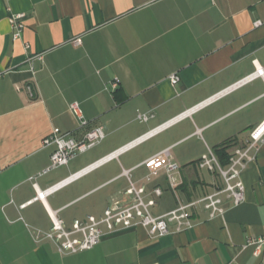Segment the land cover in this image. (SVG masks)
<instances>
[{
  "label": "crops",
  "instance_id": "crops-1",
  "mask_svg": "<svg viewBox=\"0 0 264 264\" xmlns=\"http://www.w3.org/2000/svg\"><path fill=\"white\" fill-rule=\"evenodd\" d=\"M12 13L26 14L19 40L12 38ZM36 55L43 59L34 63L33 76L26 59ZM256 65L264 67V0H0V264H264V247L255 253L247 243L264 236V144L241 175L244 202H225V213L213 219L197 214L190 230L154 237L134 227L73 254L36 238L51 229V213L67 227L102 216L129 179L145 185L149 196L163 190L155 216L221 186L197 165L210 150L227 148L229 155L245 145L264 120V76L251 78ZM174 74L180 77L175 86ZM74 103L89 122L85 128L70 110ZM139 112L154 117L142 123ZM99 126L105 127L102 142L42 175L55 150L43 141L53 129L81 139ZM165 150L180 166L175 192L164 170L168 158L159 156Z\"/></svg>",
  "mask_w": 264,
  "mask_h": 264
},
{
  "label": "built area",
  "instance_id": "built-area-1",
  "mask_svg": "<svg viewBox=\"0 0 264 264\" xmlns=\"http://www.w3.org/2000/svg\"><path fill=\"white\" fill-rule=\"evenodd\" d=\"M25 18L26 14L24 13L11 14L9 22L13 31V40L22 38L25 29ZM260 25H262V21H256L254 23L256 27ZM74 43L79 45L81 44V40L77 39ZM25 50H30L29 44H25ZM42 59V55L27 57L26 64H28L29 70L33 76L36 75L34 63L36 61H42ZM259 76H264V67L256 65V71L251 78ZM179 81L180 77L176 74L170 77V83L174 86L177 85ZM119 83L120 81L116 79L111 83V89L115 90L119 86ZM243 83L244 81L239 83V85ZM26 88L32 96V87L27 85ZM70 110L79 117L80 128L88 126L89 122L84 119L77 103L70 105ZM153 117L152 114L138 113V119L142 123L149 122ZM159 129L160 128L150 131L134 142L70 175L48 190L38 192L36 199H44L46 194L72 183L90 171L117 158L120 154L157 133ZM105 136V127L103 126L87 130L81 139L75 138L73 132L64 133L60 131V129H53L52 134L43 141V147L54 146L55 150L51 155L50 165L42 172V175L68 166L77 157L102 142ZM263 144L264 120L250 131L249 138L245 145L233 148L232 152L228 155L226 163H223L219 157L210 150L198 162V169L217 176L222 185H216L213 191L191 201L180 202L175 209L164 215L155 216L152 212V209L157 205V198L162 196L163 190L160 187H156L153 189L152 195L149 196L145 185L138 186L129 179L128 188L110 198L109 204L102 216L96 217L90 215L86 220H75L71 227H67L64 220L59 218L55 213H51V229L45 233L37 232L36 238L38 240L54 242L60 253L73 254L93 249L100 244L107 234L132 229L134 227H143L154 237H163L172 232L190 230L194 227L195 216L197 214L203 213L207 215L209 219H213L225 213V202H229L233 206H238L244 202L245 186L241 175L247 169L248 165L255 160L256 151L259 146ZM159 156L168 158L169 151L165 150L160 153ZM164 170L169 187L175 192L181 185V181L178 178L180 166L173 163L168 158V161L164 165ZM124 174L129 176V171H124ZM157 174V171L151 173L152 176H156ZM148 180H150V178H148ZM28 204L29 203L23 204L21 207L24 208ZM247 243L248 245L255 246V253H259L262 247H264V236L250 238Z\"/></svg>",
  "mask_w": 264,
  "mask_h": 264
},
{
  "label": "trees",
  "instance_id": "trees-1",
  "mask_svg": "<svg viewBox=\"0 0 264 264\" xmlns=\"http://www.w3.org/2000/svg\"><path fill=\"white\" fill-rule=\"evenodd\" d=\"M216 154L219 157V159L222 160L223 163H226L228 158L227 148H221L216 150Z\"/></svg>",
  "mask_w": 264,
  "mask_h": 264
},
{
  "label": "rangeland",
  "instance_id": "rangeland-1",
  "mask_svg": "<svg viewBox=\"0 0 264 264\" xmlns=\"http://www.w3.org/2000/svg\"><path fill=\"white\" fill-rule=\"evenodd\" d=\"M203 174H204V175H206V177H208V176H209V173H208V172H206V171H203Z\"/></svg>",
  "mask_w": 264,
  "mask_h": 264
}]
</instances>
